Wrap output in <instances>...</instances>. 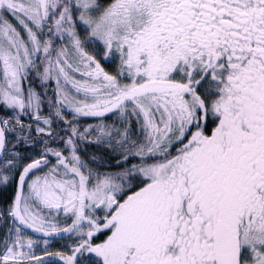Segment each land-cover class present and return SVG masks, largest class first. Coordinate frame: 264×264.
<instances>
[{
	"label": "flooded vegetation",
	"instance_id": "1",
	"mask_svg": "<svg viewBox=\"0 0 264 264\" xmlns=\"http://www.w3.org/2000/svg\"><path fill=\"white\" fill-rule=\"evenodd\" d=\"M112 6L114 41L97 70L111 72L115 90L101 94L97 113L143 127L144 144L166 147L158 158L173 160L160 174L159 203L118 236L113 264H217L221 225L238 236L241 264H256L264 255L254 248L264 238V0ZM71 89L91 97L81 84ZM126 246L134 251L124 254Z\"/></svg>",
	"mask_w": 264,
	"mask_h": 264
},
{
	"label": "rangeland",
	"instance_id": "2",
	"mask_svg": "<svg viewBox=\"0 0 264 264\" xmlns=\"http://www.w3.org/2000/svg\"><path fill=\"white\" fill-rule=\"evenodd\" d=\"M102 8L98 0H0V104L10 112L5 121L14 132L30 137L33 128L35 135L49 136L52 118L43 107L48 104L98 163L112 165L132 156H147L152 162L101 175L84 163L70 136L44 152L32 149L20 133L9 138L0 165V190L12 186L20 173L17 185L28 169L19 212L30 231L9 216L17 195L6 200L8 205L0 199V264H94L89 261L94 257L113 264L121 231L139 211L156 207L162 198L160 174L173 160L154 159L166 147L146 146L143 127L118 124L114 116L101 120L97 113L101 94L106 98L115 90L111 72L97 70L107 64L116 21L114 6ZM32 72L40 89L28 83ZM98 81L105 82L104 90L98 89ZM73 83L89 88L91 97L87 91L75 93ZM107 231L106 242L94 239ZM260 240L254 246L258 253L264 252V238ZM131 251L126 246L123 253ZM256 264H264V255Z\"/></svg>",
	"mask_w": 264,
	"mask_h": 264
},
{
	"label": "trees",
	"instance_id": "3",
	"mask_svg": "<svg viewBox=\"0 0 264 264\" xmlns=\"http://www.w3.org/2000/svg\"><path fill=\"white\" fill-rule=\"evenodd\" d=\"M109 1H111V0H100V4H102L103 7H106V4H108ZM38 72H41V71L39 70ZM35 74H36L35 72H32L31 76L28 77V83L35 86L36 88L40 89L38 87V85L40 84V81H39V79H37L35 77ZM51 86H53V85L51 84ZM43 107L45 109L44 114L49 115L52 118V124H53L52 133L49 136H46V135H38L37 136L34 134V132H33L34 130L32 128L31 129L32 134L29 137L27 132L25 134H22V132H19V131L14 132V129H12L11 127H7V121H5V119L7 118V115L10 114V112L7 111V109L5 108V106L3 104H0V118H1L2 123L4 124V128H5L6 135H7V140L9 138L15 136V135H19L18 133H20L21 138L26 139V141L31 142L32 149H37L36 147H40L42 152H44L50 146H53L56 144L59 145L65 136H70L71 139L75 142V145L77 146L79 154H80L81 158L83 159L84 163L91 170H93L97 174H101V175L121 172V171L125 170L126 168L133 166L135 163L147 162V161H144L143 159L140 160V159H137L136 157L134 158L132 156V157L123 158L124 160H121V159L118 160L117 159V162L112 164V165H105L102 163H98L93 157H91L88 154V151H87L88 145L84 144L82 139H80L79 135L76 132H74V130L70 126H68L65 122H63L61 119L57 118L58 115H56L55 113L54 114L52 113V111L50 110V106L48 104H43ZM14 133H16V134H14ZM154 160H161L162 161V160H165V157L155 158ZM151 162H152V160H148L147 163H151ZM19 175H20V173L17 174V177L14 180L12 186H9L6 189L3 188L2 189L3 191L0 190V199L3 201L2 202L3 205H8V202H6V200L10 199L11 196L17 195L16 191L18 190V188H17L18 182H17V185H15V182H16ZM108 236H109V231L103 232V233H98L96 235V238H94V239L98 240V243L99 242H106ZM91 241H93V239ZM93 245H96V244L93 243ZM89 261L91 263H94V264L95 263L96 264H102L101 261L95 257L90 258Z\"/></svg>",
	"mask_w": 264,
	"mask_h": 264
},
{
	"label": "water",
	"instance_id": "4",
	"mask_svg": "<svg viewBox=\"0 0 264 264\" xmlns=\"http://www.w3.org/2000/svg\"><path fill=\"white\" fill-rule=\"evenodd\" d=\"M7 145L6 133L4 126L0 121V164L4 160ZM25 178L21 181L19 196L23 187ZM17 220L22 225L25 224L21 221L20 216L17 214ZM214 248L216 254L217 264H241V247L240 240L234 230L226 225H221L214 238Z\"/></svg>",
	"mask_w": 264,
	"mask_h": 264
},
{
	"label": "bare ground",
	"instance_id": "5",
	"mask_svg": "<svg viewBox=\"0 0 264 264\" xmlns=\"http://www.w3.org/2000/svg\"><path fill=\"white\" fill-rule=\"evenodd\" d=\"M0 121H1V118H0ZM1 123H2V121H1ZM2 125L4 126V124L2 123ZM4 130H5V128H4ZM5 133H6V131H5ZM6 138H7V135H6ZM8 141V140H7Z\"/></svg>",
	"mask_w": 264,
	"mask_h": 264
}]
</instances>
